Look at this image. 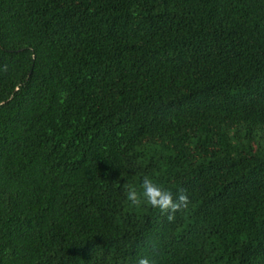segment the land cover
Here are the masks:
<instances>
[{"label":"trees","instance_id":"1","mask_svg":"<svg viewBox=\"0 0 264 264\" xmlns=\"http://www.w3.org/2000/svg\"><path fill=\"white\" fill-rule=\"evenodd\" d=\"M142 256L264 264V0H0V264Z\"/></svg>","mask_w":264,"mask_h":264},{"label":"clouds","instance_id":"2","mask_svg":"<svg viewBox=\"0 0 264 264\" xmlns=\"http://www.w3.org/2000/svg\"><path fill=\"white\" fill-rule=\"evenodd\" d=\"M125 196L126 202L133 207L148 206L159 209L161 213L166 214L170 222L174 221L176 213L187 209L190 204L189 196L183 188L173 193L150 175L143 176L139 187L133 184L127 185ZM137 264H156V262L148 256H142L137 260Z\"/></svg>","mask_w":264,"mask_h":264}]
</instances>
